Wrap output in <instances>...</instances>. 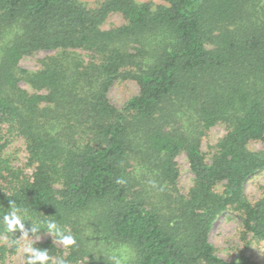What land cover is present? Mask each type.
Segmentation results:
<instances>
[{
    "label": "trees",
    "instance_id": "trees-1",
    "mask_svg": "<svg viewBox=\"0 0 264 264\" xmlns=\"http://www.w3.org/2000/svg\"><path fill=\"white\" fill-rule=\"evenodd\" d=\"M159 1L0 0V124L33 169L13 167L0 138L10 252L20 236L3 222L12 199L26 227L52 220L75 237L64 250L37 242L66 264H261L220 258L209 233L231 210L243 236L264 240V196L244 193L264 171V147L248 148L264 143V0ZM114 13L123 24L103 30ZM41 51L55 54L39 70L19 66ZM116 81L139 89L121 108L108 97ZM218 124L226 132L207 162L201 141ZM181 153L193 175L186 194Z\"/></svg>",
    "mask_w": 264,
    "mask_h": 264
},
{
    "label": "rangeland",
    "instance_id": "rangeland-1",
    "mask_svg": "<svg viewBox=\"0 0 264 264\" xmlns=\"http://www.w3.org/2000/svg\"><path fill=\"white\" fill-rule=\"evenodd\" d=\"M89 4L96 5L98 0H80ZM146 1V0H142ZM153 4H162L159 0H152ZM123 24V18L120 14L110 15L102 25L103 30H108L113 26ZM81 54L85 60H88V54L83 51H76ZM54 52H36L30 56L23 57L19 66L28 71H36L41 68V63L47 57L53 56ZM20 88L28 93H34L26 83L21 82ZM139 92L138 86L133 81H116L109 89L108 97L110 103L121 108L126 101L136 96ZM225 127L221 124L212 127L206 137L201 141V152L204 154L207 162L210 161L214 146L217 141L225 135ZM0 138L8 140L9 144L5 148L4 155L11 160V165L20 168L26 176H31L33 169L27 166V154L23 141L17 137H9L6 132V125L0 124ZM264 147V143L250 142L248 148L253 151H259ZM179 178L176 186L181 193L186 194L192 186L193 175L189 169L188 161L184 153L179 154L175 159ZM244 193L249 202L254 203L264 196V171L252 175L244 184ZM52 240L50 236H42L41 241ZM209 242L213 245L216 254L226 260L231 261L239 255L245 256L253 261L264 264V240H252L250 236H243L240 226V218L236 212L228 210L218 216L209 233ZM35 243V241H34ZM59 249L64 247L55 244ZM0 247H5L6 252H0V264H23L25 260L21 257H15V251L10 252L11 245L7 239L0 237ZM77 264H85L84 261H78Z\"/></svg>",
    "mask_w": 264,
    "mask_h": 264
},
{
    "label": "clouds",
    "instance_id": "clouds-1",
    "mask_svg": "<svg viewBox=\"0 0 264 264\" xmlns=\"http://www.w3.org/2000/svg\"><path fill=\"white\" fill-rule=\"evenodd\" d=\"M122 182L118 181V183ZM8 208L9 211L3 216L6 229L10 233H20L19 238L11 241L15 249V257L23 258L26 264H66L62 257L50 256L47 249H42L36 245L37 242L41 241L43 234L51 236L53 244H59L68 249L77 243L72 234L65 233L52 220L46 223L43 231L34 223H30V227H26L27 210L17 206L16 201L12 199L9 200Z\"/></svg>",
    "mask_w": 264,
    "mask_h": 264
}]
</instances>
